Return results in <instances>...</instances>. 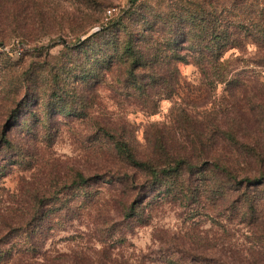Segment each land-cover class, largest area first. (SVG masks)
Returning <instances> with one entry per match:
<instances>
[{"label":"trees","instance_id":"trees-1","mask_svg":"<svg viewBox=\"0 0 264 264\" xmlns=\"http://www.w3.org/2000/svg\"><path fill=\"white\" fill-rule=\"evenodd\" d=\"M139 1L130 0L127 12L95 32V17L105 1L78 0L84 8L78 18L69 11L62 13V22L71 26H61L59 35L82 42L77 57L85 54L87 62L80 63L74 81L62 74L47 78V100L39 96L30 100L39 79L28 73L7 76L9 86L0 93L5 111L0 152L9 150L12 160L9 165L0 163V177L10 165L21 163L18 158L27 151L26 145L16 143L14 130L37 138L39 125L48 131L59 118L86 120L95 105L94 93L100 90L133 99L136 112L148 116L158 113L161 101L178 97L169 122L147 137L149 149L144 154L128 138L124 119L121 125L97 118L92 124L109 148L105 156L111 168L99 175L106 177L109 187L121 189L120 199L113 201L121 224L144 219L145 201L149 205L165 198L199 204L206 199L216 209L239 202L255 213L264 198L258 194L264 192V85L258 83L264 68V0H161L156 6L138 5ZM46 22L47 0H0V42L34 38ZM68 63L75 62L70 58ZM188 66L201 77L195 90H203L208 98L224 87L233 99L229 108L223 105L224 117L217 113L202 121L193 117L194 85L182 72ZM66 70L67 65L59 69L70 75ZM255 85L263 90L257 101L236 100L237 93ZM42 107L46 120L37 114ZM47 141L49 145L50 138ZM97 177L72 168L56 190L28 189L26 204L13 212L14 219L0 216V259L13 260L24 253L3 248L11 237L36 246L35 238L43 239L53 229V218L93 208L102 194L100 186L93 188L101 183ZM73 191L78 196L69 198ZM62 194L66 197L60 198Z\"/></svg>","mask_w":264,"mask_h":264},{"label":"rangeland","instance_id":"rangeland-1","mask_svg":"<svg viewBox=\"0 0 264 264\" xmlns=\"http://www.w3.org/2000/svg\"><path fill=\"white\" fill-rule=\"evenodd\" d=\"M100 1H105L106 6L95 17L92 32L102 29L110 20H106L108 10H114V18L130 8V0ZM160 1L140 0L138 5L146 2L156 6ZM83 10L78 0H47L44 30L41 29L34 38H11L0 42L2 95L3 88L9 86L7 76L10 75L28 73L30 77L39 79V87L30 100L36 96L47 100V78L50 76L62 74L75 80L80 63L86 61L83 59L85 54L77 57L82 42H78L76 37L60 36L58 30L61 26H71V22H62L64 11L78 18ZM53 15L59 17L54 18ZM249 52L253 49L250 48ZM70 58L75 63L69 64ZM62 65H67L66 71L70 75L59 71ZM262 71L258 83L264 85V68ZM182 72L194 85L192 97L195 101L190 107L193 117L199 121L213 113L224 117L223 105L229 108L233 104L224 87L210 92L206 98L203 90H195L201 81L196 68L183 67ZM259 88L255 85L237 93L236 100L240 99L242 104V99L247 97L254 103L257 101L255 98L263 93ZM96 94L101 97L96 99ZM94 99L95 105L91 106L86 120L65 121L59 118V124L53 122L48 131L39 125L37 138L20 128L13 131L16 143L26 145L27 151L18 158L21 163L10 165L0 177V216L14 219L13 212L26 204L28 189L56 190V185L68 177L72 168L89 176H98L101 183L93 188L100 186L102 194L97 196L93 208L84 213L53 218L52 221L55 220L50 224L53 229L48 230L43 239L36 237V246L27 244L21 237H11L3 248L14 247L24 253L13 260L0 259V264H264V198L257 202V211L253 214L239 202L219 205L216 209L206 199L202 204L172 198L149 205V201H145L141 204L145 208L144 219L127 221L122 225L113 202L120 199L121 189L109 187L104 180L106 177L99 175L111 168L105 156L109 148L103 141L101 143L92 124L97 118L121 125L124 119L128 138L137 152L144 154L149 149L147 137L169 122L171 109L179 99L161 101L154 116L136 112L138 107H135L133 99L126 96L115 98L110 90L94 93ZM39 109L37 114L46 120L47 110ZM4 112L0 106V121ZM249 119L247 116L245 120ZM241 133L246 134L244 131ZM47 138L51 141L49 145ZM11 160L9 150L0 152V163L9 165ZM258 194L264 197V192ZM73 196H78V192H71L69 198ZM65 197V194L60 195V198ZM236 200L239 201L238 198ZM108 213L110 217H106Z\"/></svg>","mask_w":264,"mask_h":264},{"label":"built area","instance_id":"built-area-1","mask_svg":"<svg viewBox=\"0 0 264 264\" xmlns=\"http://www.w3.org/2000/svg\"><path fill=\"white\" fill-rule=\"evenodd\" d=\"M113 11L114 10H108L107 11V16H106V20L108 21L109 19H111L114 15H113Z\"/></svg>","mask_w":264,"mask_h":264}]
</instances>
